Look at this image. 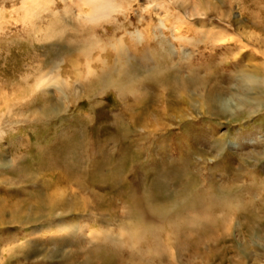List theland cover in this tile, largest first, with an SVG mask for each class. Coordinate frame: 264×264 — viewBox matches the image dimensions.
Listing matches in <instances>:
<instances>
[{"label":"rangeland","instance_id":"obj_1","mask_svg":"<svg viewBox=\"0 0 264 264\" xmlns=\"http://www.w3.org/2000/svg\"><path fill=\"white\" fill-rule=\"evenodd\" d=\"M21 1L0 0V264H132L147 229L156 264H264V0H112L98 23ZM206 193L239 202L226 230L174 241L151 214Z\"/></svg>","mask_w":264,"mask_h":264},{"label":"bare ground","instance_id":"obj_2","mask_svg":"<svg viewBox=\"0 0 264 264\" xmlns=\"http://www.w3.org/2000/svg\"><path fill=\"white\" fill-rule=\"evenodd\" d=\"M42 1L43 0H23V1H21L22 5H20V7H21L20 9L24 10V9L28 8V9H26L27 11L25 10L27 12V15H32V14L34 15V13L36 11L34 9H38L39 8L38 6L40 4H43ZM50 1L52 2L53 0H50ZM47 2H48V0H46V3ZM81 2H82L83 9L85 11L87 21L93 22V23H98L100 20L107 17L111 13L112 10L115 9V5L112 3V0H81ZM31 3H33V4H31ZM38 3H39V5H37ZM46 3L44 5L48 6ZM35 6H37V7H35ZM32 7H33V9L31 10ZM19 10H18V6L15 7L14 13L16 12L18 14ZM0 12H5V10L2 9V10H0ZM2 15H3V13L0 14V16H2ZM18 15H20V14H18ZM20 16H23V18H25L26 14L20 15ZM3 17L5 18L6 15H4ZM30 18H33V17L31 16ZM18 20H21V19L18 18ZM0 22L2 23L3 20H1ZM262 76L263 75H261V73L258 72V74L254 73V74L250 75V79H252V82H258V80H262ZM44 80H45L44 76L40 77L39 81L36 82V85L41 86L44 83ZM255 87H256L255 90L256 89L258 90V88H260V86H258V85H256ZM5 112H6V109L4 107L3 110L1 111L0 117H2L5 114ZM227 195L228 194H226L225 199L223 198L224 201L217 202L215 198L218 195L214 196L212 194L206 193L205 195L203 194V196H202V198H204V199H202V198L198 199L197 198L195 200L189 199V200L184 201V202H176L174 205L171 206V208H174L173 210L172 209L164 210L166 208L161 210L156 205L155 206L152 205L153 206L152 208L154 210L153 209L151 210V214L153 213V215H156L157 218L161 217V219L163 220L161 222H164L168 226L171 225V228L173 230V234H175L174 236L176 237V238L174 237L175 238L174 241H177V239H180L178 237L180 235H184L185 234L184 231L187 229H190V231H192V232L195 230L198 231L201 228L206 230V229H209L211 227L217 228L218 230L219 229L220 230H223V229L226 230V226L223 225V223L217 219L216 210H218V211L221 210L222 212H224V214H226L230 218L233 215H235L236 213H238L237 210H238V203H239V202L236 203L235 199L233 200L231 197H229ZM233 196H235V195H233ZM239 199H240V197H239ZM237 201H238V199H237ZM214 202H216V203H214ZM137 204H139V205H137V212L139 213V215L142 218L145 216L148 217L151 215V214H147L148 212H150V208H149V210H147V208L149 207V205H151V203L148 202L147 199H144L141 197V198H139V201ZM240 208L241 207H239V209ZM146 211H148V212L146 213ZM71 226H74V224L70 223L66 227H67V229H71L70 228ZM228 229H230V227ZM39 231L37 230V232H39ZM146 231H149L151 234L153 233L155 239L158 240V236L156 235V233L153 230L152 231H150L148 229L145 230L143 236L140 235L141 233H137L135 235L130 234L129 237L131 239H129L128 244L129 243L134 244V246L132 245L130 247L131 248L130 250L132 252L136 253V254L134 253L135 256L133 257V263L132 264H156L158 262V260L155 258H158L163 254L164 248H161L160 245H157L155 248H141L140 247L139 244L144 243L148 240V238L145 237ZM158 242H160V241L158 240ZM135 247H137V248H135ZM110 250L113 251V248H111ZM165 250H166V248H165ZM144 251H151L152 253L154 252L153 253L154 257L150 256V257L146 258L147 256H145V255L143 256ZM150 258H152V259H150ZM116 264H119V261H117Z\"/></svg>","mask_w":264,"mask_h":264}]
</instances>
